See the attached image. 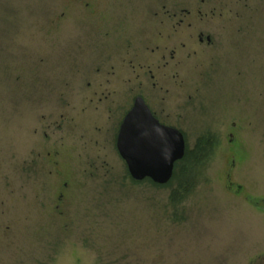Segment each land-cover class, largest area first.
Returning <instances> with one entry per match:
<instances>
[{"label": "rangeland", "instance_id": "obj_1", "mask_svg": "<svg viewBox=\"0 0 264 264\" xmlns=\"http://www.w3.org/2000/svg\"><path fill=\"white\" fill-rule=\"evenodd\" d=\"M164 6L176 14L169 52H184L177 23L188 12L192 28L241 31L233 64L245 78L229 116L258 124L235 133L243 153L233 165L230 133L215 132L219 147L177 220L168 190L127 178L118 113L81 95L110 70L99 66L106 51L116 58L167 34ZM250 13L260 18L234 19ZM76 63L80 75L68 68ZM182 67L169 82L180 111ZM197 126L185 128L189 148L204 133ZM0 264H264V0H0Z\"/></svg>", "mask_w": 264, "mask_h": 264}, {"label": "flooded vegetation", "instance_id": "obj_2", "mask_svg": "<svg viewBox=\"0 0 264 264\" xmlns=\"http://www.w3.org/2000/svg\"><path fill=\"white\" fill-rule=\"evenodd\" d=\"M92 5L91 2L84 3L85 9L90 12ZM163 8L165 11L161 14V24L166 25L165 31L167 34L160 33L159 42L153 47H151L154 42L152 41L154 37L152 35L148 37L149 42L147 44H130L127 50L124 49L117 53L116 58L115 53L111 54L106 51L104 57L100 59L99 66L102 65L101 69L110 66V70L113 69V74L110 75V70L107 68L108 72L106 74L103 73L105 75L104 78L91 77L90 80L88 78L86 83L88 85L87 90H91V94L81 95L95 104L97 102L102 107L101 111L104 114L118 113L119 119L115 125L116 133L113 140L116 148L118 133L122 123L127 114L133 109L137 99L140 98L162 125L176 128L183 133L187 146L185 128L188 127L189 121L199 123L200 126L197 127L204 132L199 138L214 139L216 148L219 147V141L215 132L226 129L230 133V137H232L229 143L232 144V148H236V152L230 157V164L233 165L236 162V153L239 154L240 158L243 153L242 149L239 151L238 143L234 139L235 133L245 129L256 130L258 128V124L255 125L253 122H248V125L244 126L242 121L238 122L229 116L234 108V93L236 92L238 74L241 77L243 76V79L245 78L244 71L237 72L236 64H233L234 52L232 51L239 46L238 37L241 31L227 29L226 26L213 32L204 29L202 25L198 28H192V22L187 21L188 12L186 13V19H181L177 23L179 27H187V29L183 30L185 38L181 44L184 52L179 53L177 50L169 52L166 44L171 41L173 33L177 31V27L174 25L176 14H171L166 9V6ZM151 14L155 18L159 15L158 12ZM211 15L213 18L215 16L220 18L226 16L225 13H212ZM197 16L199 20L205 21L204 17L208 15L198 12ZM257 16V14L253 13L242 14V16H235L234 19L237 17H245L248 20L259 19L260 17L257 18ZM92 17L93 14L87 20L91 21ZM248 33L249 31H247V35ZM85 34L86 37H89L88 41L91 44L92 33L85 32ZM106 35L112 34L106 31ZM96 45L98 47L101 46L95 43L94 47ZM231 48L233 49L231 50ZM131 51L134 54H131ZM182 54L184 58L181 57L182 60H176ZM181 64L183 66L182 72L185 76L182 80L183 100L180 111V109L173 110L172 108L175 102L173 101V96H171L169 82L171 81L170 77H172L175 65L179 67ZM116 67L125 68L127 73H129L128 70H131V72L129 76L116 77V71H114ZM68 68L73 70V74L78 75L83 70L81 66L78 67V63L75 64V67L69 66ZM247 74H249L248 71ZM99 80L101 81L99 82ZM67 84H71V82H67ZM97 105L95 106L96 110L99 108ZM194 117H198L199 120L195 121L194 119L196 118ZM202 127L203 129H201ZM63 196L62 193L61 197Z\"/></svg>", "mask_w": 264, "mask_h": 264}, {"label": "water", "instance_id": "obj_3", "mask_svg": "<svg viewBox=\"0 0 264 264\" xmlns=\"http://www.w3.org/2000/svg\"><path fill=\"white\" fill-rule=\"evenodd\" d=\"M187 149L183 133L162 125L142 99H137L118 133L117 150L131 178L166 185Z\"/></svg>", "mask_w": 264, "mask_h": 264}, {"label": "trees", "instance_id": "obj_4", "mask_svg": "<svg viewBox=\"0 0 264 264\" xmlns=\"http://www.w3.org/2000/svg\"><path fill=\"white\" fill-rule=\"evenodd\" d=\"M215 146L214 139L207 140L204 137L199 138L193 148L187 146L185 156L176 163L174 175L166 185L156 184L149 179L141 182L135 181L131 178L128 169L126 176L134 185L148 184L153 189L168 190L167 203L173 209L174 220H177L181 210L180 207L196 191L204 170L211 163L213 153L217 149Z\"/></svg>", "mask_w": 264, "mask_h": 264}]
</instances>
